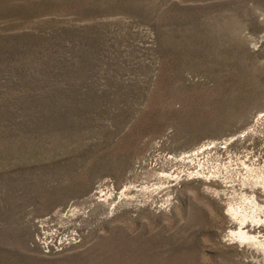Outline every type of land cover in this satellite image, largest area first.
<instances>
[{
	"label": "rangeland",
	"instance_id": "1",
	"mask_svg": "<svg viewBox=\"0 0 264 264\" xmlns=\"http://www.w3.org/2000/svg\"><path fill=\"white\" fill-rule=\"evenodd\" d=\"M263 116L264 0H0V264H263L209 173Z\"/></svg>",
	"mask_w": 264,
	"mask_h": 264
},
{
	"label": "built area",
	"instance_id": "2",
	"mask_svg": "<svg viewBox=\"0 0 264 264\" xmlns=\"http://www.w3.org/2000/svg\"><path fill=\"white\" fill-rule=\"evenodd\" d=\"M247 153L240 154L234 161L231 158L215 161L209 173L227 187L228 209L232 207L244 216L243 228L264 240V159L259 154L250 158L252 154ZM236 195H240L239 201L234 199ZM36 226L35 244L46 253L63 250L80 238L73 228L45 219L36 220Z\"/></svg>",
	"mask_w": 264,
	"mask_h": 264
},
{
	"label": "bare ground",
	"instance_id": "3",
	"mask_svg": "<svg viewBox=\"0 0 264 264\" xmlns=\"http://www.w3.org/2000/svg\"><path fill=\"white\" fill-rule=\"evenodd\" d=\"M213 143H214V141L206 142L202 146H200L196 151H194L193 153H191L189 155H185V157H196L198 155L204 154L205 152L209 151V149L211 148V145ZM233 234L236 236V239H238L242 242L252 241L254 243L264 244L263 242L259 241V239L256 238L255 236H252L243 230L233 231Z\"/></svg>",
	"mask_w": 264,
	"mask_h": 264
}]
</instances>
